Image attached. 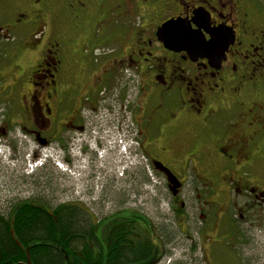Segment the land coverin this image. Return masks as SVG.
I'll return each instance as SVG.
<instances>
[{"label": "flooded vegetation", "instance_id": "flooded-vegetation-1", "mask_svg": "<svg viewBox=\"0 0 264 264\" xmlns=\"http://www.w3.org/2000/svg\"><path fill=\"white\" fill-rule=\"evenodd\" d=\"M5 4L14 17L2 41L25 36L23 62L32 64L15 82L27 91L28 137L40 147L58 142L68 154L85 131L83 108L99 105L104 85L138 78L130 111L149 166L138 168L147 192H156L158 205L167 202L183 234L198 218L212 247L231 241L237 264L264 261V0ZM177 21L180 44L160 34ZM91 167L107 186L131 180L127 190L138 191L136 168L120 176L114 157L97 154ZM152 225L159 255L162 238Z\"/></svg>", "mask_w": 264, "mask_h": 264}, {"label": "rangeland", "instance_id": "rangeland-1", "mask_svg": "<svg viewBox=\"0 0 264 264\" xmlns=\"http://www.w3.org/2000/svg\"><path fill=\"white\" fill-rule=\"evenodd\" d=\"M13 10L5 4V0H0V214L8 216L14 205L29 200L46 203L51 208L66 203L81 204L93 214L95 220L121 214L127 208L135 209L136 214L151 219L159 229L162 240L159 238L157 242L163 251L158 255L161 261L159 264H169L170 261L173 264H237L234 258L236 251L231 241L226 242L222 248L212 247L201 237L202 231L197 227L198 218L190 222L189 231L183 234L182 230L186 228L177 226V220L173 218L167 202L158 205L156 192H147V185L143 182L146 177L138 169L140 172H137L135 179L137 192L127 190L130 189L131 180L116 179L115 185L113 183L112 186H107L108 183L104 184V181L93 178L96 177L93 172L97 174V171L91 165L86 166L87 172L83 175L78 173L77 167H68L69 170L62 171L45 158L46 165L31 173L29 167L33 156L38 159L56 155L62 157L67 153L56 148H61L58 142L52 143L51 147H40L32 137L23 132V123L28 116L22 102L27 91L25 88L15 87V82L32 64L23 62V45L27 43L25 36L17 32V40L13 45L2 41L14 17ZM112 84L104 85L108 90L107 101L110 102L105 109L112 105L118 111L128 97L130 107H133L139 91L138 78L125 81L116 78ZM98 106L97 103L83 108V116L98 110ZM62 113L66 116L64 109ZM54 148L57 150H53ZM109 166L111 169L115 168L114 163ZM251 264H264V261Z\"/></svg>", "mask_w": 264, "mask_h": 264}, {"label": "trees", "instance_id": "trees-1", "mask_svg": "<svg viewBox=\"0 0 264 264\" xmlns=\"http://www.w3.org/2000/svg\"><path fill=\"white\" fill-rule=\"evenodd\" d=\"M110 217L95 220L81 204L22 201L0 214V264H159L150 220L127 210Z\"/></svg>", "mask_w": 264, "mask_h": 264}, {"label": "built area", "instance_id": "built-area-1", "mask_svg": "<svg viewBox=\"0 0 264 264\" xmlns=\"http://www.w3.org/2000/svg\"><path fill=\"white\" fill-rule=\"evenodd\" d=\"M102 91L99 102L104 104L99 103L98 110L85 114L84 134L79 135L76 143L73 144L72 150L67 155L53 157L54 164L62 171L69 170L68 167L73 169L77 167L78 169L77 163H81L82 154L84 156L91 154L96 156L97 154L102 161H105L109 156L114 157L119 166L118 174L120 176L124 175L130 167L138 169L141 165L149 170L147 161L140 154L139 143L136 141L137 134L133 128L129 97L126 98L118 111L112 105L105 109L110 102L107 101L108 90L104 88ZM67 157L70 160L69 162L66 161ZM45 158L47 157L39 159L38 157H32L33 160L30 162L29 167L31 173L45 165ZM65 165H67V168H65Z\"/></svg>", "mask_w": 264, "mask_h": 264}, {"label": "water", "instance_id": "water-1", "mask_svg": "<svg viewBox=\"0 0 264 264\" xmlns=\"http://www.w3.org/2000/svg\"><path fill=\"white\" fill-rule=\"evenodd\" d=\"M181 24L177 21V22H168L164 28L161 31V37L168 35L167 39H169L170 41L176 43V44H180L182 43L183 39H184V34L181 33L182 30H180ZM163 40V39H162ZM193 45H197L198 43L196 41H192ZM166 174L169 175V177H172V174H170L167 170H166ZM51 215L53 216V213H51ZM57 220V219H56ZM25 264H31L30 259L28 261V263Z\"/></svg>", "mask_w": 264, "mask_h": 264}]
</instances>
